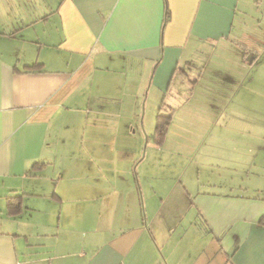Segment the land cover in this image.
Wrapping results in <instances>:
<instances>
[{"label": "crops", "instance_id": "obj_1", "mask_svg": "<svg viewBox=\"0 0 264 264\" xmlns=\"http://www.w3.org/2000/svg\"><path fill=\"white\" fill-rule=\"evenodd\" d=\"M222 47L264 67V0H0V264H264L262 168L184 183L194 210L168 219L133 149L148 77Z\"/></svg>", "mask_w": 264, "mask_h": 264}, {"label": "rangeland", "instance_id": "obj_2", "mask_svg": "<svg viewBox=\"0 0 264 264\" xmlns=\"http://www.w3.org/2000/svg\"><path fill=\"white\" fill-rule=\"evenodd\" d=\"M198 57L204 61L206 56L200 52ZM232 57L227 48H219L208 63H200L191 72L190 78L196 81L175 74L166 91L160 88L155 93L160 82L166 85L169 74L160 79L156 74L151 86L148 77L142 95L132 98L136 116L145 118L144 124L140 120L135 126L133 149L147 150L151 156L145 168L151 171H142L147 179L143 177V183L149 187L154 183L162 190L165 206L161 213L166 212L168 219L194 210L184 183L202 186L200 182L217 179L237 183L250 175L251 184L254 170L262 168V179L256 175L254 183L264 184V67L262 63L243 66ZM135 82L138 85L139 77ZM162 98L174 112L170 132L158 142L153 134ZM145 129L151 133L149 140ZM123 145L128 149V143ZM194 230L190 232L195 234ZM191 233L184 238V246Z\"/></svg>", "mask_w": 264, "mask_h": 264}, {"label": "trees", "instance_id": "obj_3", "mask_svg": "<svg viewBox=\"0 0 264 264\" xmlns=\"http://www.w3.org/2000/svg\"><path fill=\"white\" fill-rule=\"evenodd\" d=\"M168 14H169V10L166 9L165 18L168 16ZM253 58H256V56H253ZM41 65H42L41 63L35 62L29 65V67H37ZM172 111L173 109L171 111L164 112L162 108L160 107L157 112L156 125H155V130H154L153 135L158 142H161L164 139L165 135L167 134L169 125L171 123L172 115H173ZM39 163L43 164V162H35V165ZM20 208H21L20 195L10 196L9 201H8L9 212L15 214L16 212L19 211ZM261 222L264 223V218H262Z\"/></svg>", "mask_w": 264, "mask_h": 264}]
</instances>
